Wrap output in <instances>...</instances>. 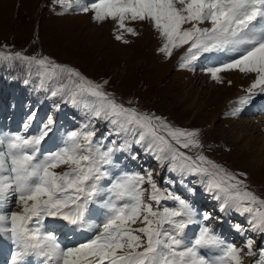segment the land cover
Listing matches in <instances>:
<instances>
[{"label": "snow or ice", "instance_id": "obj_1", "mask_svg": "<svg viewBox=\"0 0 264 264\" xmlns=\"http://www.w3.org/2000/svg\"><path fill=\"white\" fill-rule=\"evenodd\" d=\"M56 2L72 7L68 0ZM76 4L79 11L91 12L96 22L114 21L120 32L116 39L124 43L128 41L123 33L138 35L126 24L129 21L149 23L162 40L158 51L166 58L187 46L180 57L181 69L193 70L194 62L205 53L230 54L233 58L205 71L218 84L224 82L220 75L224 72L254 75L246 95L234 102L237 107L232 115L257 94H264V0H92L88 4L76 0ZM13 58L37 66L44 80L54 81L53 97L66 96L74 105L83 104L93 117L111 123L113 133L125 139L119 146L113 141L102 150L94 144L95 130L86 124L68 132L57 151L42 153L40 145L55 123L51 116L37 135L0 134V235L15 246L11 264H27L30 256L38 257L41 264H241L243 249L226 243L203 222L211 219L209 214L197 220L187 200L161 190L151 171L112 177L106 167L113 164L114 152L139 145L161 166L167 161L169 170L207 177L205 191L222 202V210L248 214L251 229L264 232V199L248 190L240 178L245 174L231 173L203 154L193 157L181 151L201 148L198 130L176 128L155 114L125 107L102 84L47 57L19 52L12 57L0 52V59ZM35 116V112L28 116L25 131ZM61 166L68 170L56 171ZM106 179L110 183L105 187L101 182ZM100 197L103 219L90 223L89 206ZM13 198L21 211H5ZM167 199L177 206L159 207ZM49 218L94 230L95 235L78 246L64 247L55 232L45 230ZM137 223L143 227H131ZM192 224H199V231L185 242V229ZM234 227L243 231L239 224ZM252 244L247 241L249 256L253 255ZM205 249L218 254L205 255Z\"/></svg>", "mask_w": 264, "mask_h": 264}, {"label": "rangeland", "instance_id": "obj_2", "mask_svg": "<svg viewBox=\"0 0 264 264\" xmlns=\"http://www.w3.org/2000/svg\"><path fill=\"white\" fill-rule=\"evenodd\" d=\"M74 4L75 2L72 7H66L57 3L56 0H0V46L6 45V48H9L12 53L5 56H12L20 52L23 56L28 57H47L57 64L78 70L94 83L102 84L103 90L125 107L155 114L166 119L176 128L198 130L201 148L181 149V151H185L187 155L193 157L203 154L231 173L245 174L240 178L244 180L248 190L264 199V105L257 106L255 109L248 108L249 111L244 109L237 115L231 114L235 108L234 102L239 97L246 95L245 89L252 80L244 79L247 75L241 74L239 71H229L220 74L223 83L218 84L213 81L205 70L213 67L210 62L214 60L213 56H217V53H205L197 60L200 62H194L193 70L190 72L187 69H181L179 68L180 57L184 54L187 46L174 50L173 55L166 58L163 53L158 51L162 40L152 26L147 22L129 21H126V24L129 27H134L138 35L123 33L124 39L128 41V43H124L122 40L116 39V35L120 32H118L115 22L112 23L110 20L96 22L92 19L91 12L79 11V7ZM3 50L2 48L0 51ZM227 60L225 55H221V59L219 58L221 63ZM10 61L11 59H0V68H4ZM18 61L20 60L18 59ZM23 64L25 68L23 67L20 72L11 70L5 75L2 74L3 71L0 72V123H12V119L18 112L24 120L19 121L20 127L17 130H14L13 127L11 130L24 135L21 129L27 122L28 116L35 112L34 120L39 122L35 135L39 133L41 125L51 116L55 121L52 128L57 126L63 140L68 132L79 130V127L88 124L96 133L93 138L94 144L101 147L102 150L112 146L113 141L117 146L124 143V137H118L113 133L114 126L111 123L93 117L83 104L74 105L66 96L53 97L51 91L57 86L56 83L44 80L42 70L37 66L29 65L26 62ZM230 73L238 74L239 78L234 79V76L230 78ZM29 76H34V84L29 83ZM18 78L22 79L18 82ZM26 79L27 88L23 86ZM228 81L231 83L229 84ZM211 83H213V87H211ZM34 85L37 92H34ZM45 96H50L53 99H41ZM253 99L262 100L264 94H257ZM58 100L62 101L64 107L79 119V121L75 120L73 125L65 126L63 133L60 131L57 119L63 115L67 120H71V115L68 114V111H62L57 106ZM36 121L31 123L28 128L31 132L35 129ZM17 124L18 122L15 123V127L18 126ZM0 134L10 135L5 129L2 132L0 130ZM48 140L50 147L54 144L62 147L59 137ZM50 147L48 148L50 151L46 153L55 152ZM124 152L135 156L141 163L145 161L137 174L146 175L148 171H151L153 180L161 190L170 191L187 200L195 213L198 212L195 217L197 220H202L203 215L207 213L211 217L218 216L223 220L226 219L224 222L215 219L219 224L226 225L230 221L235 223L234 225H241L243 231L239 232L233 226H229L237 233H232L226 243L235 244L233 243L234 236L241 235V244H235L243 249L241 264H264V232L251 229L248 223V214L241 215L230 208L222 210V202L216 200L213 194L205 191L204 182L207 177H202L199 174L181 173L178 170L172 171L169 170L167 164V179L163 178L161 163L136 144H132L123 151L114 152L113 163L115 159H119L121 164L127 168V155ZM66 170H68L67 166L56 169L58 172ZM114 174L112 173L111 176L120 175V173ZM173 182L180 183L183 188ZM101 183L106 187L110 181ZM144 187L149 192L151 191L149 185L145 184ZM183 191L185 194L192 193L194 197H200L201 200L196 199L203 204L202 207L199 203L200 208L197 210L198 203L195 202V198L184 195ZM147 196L148 192L145 193L146 199ZM102 199L103 197H100L97 203L90 205L94 213V223H100L103 219ZM16 206L13 198L5 211H19L16 210ZM176 206V201L167 199L162 200L159 207L172 208ZM154 207H156L155 204ZM200 212L203 215H200ZM51 221V225H45V230L55 232L58 241L67 247L69 244L72 245L73 240H75L74 246L79 245L83 239L86 242L89 240L86 236L95 233L94 230L86 228L88 234H83L82 238L77 239L74 233L69 230L70 228H65L62 224L57 223L64 221L53 219ZM203 222L209 227L213 226V232L215 231V221L210 219ZM56 224H58L59 232L48 226ZM194 225L195 227L189 225L185 229L186 231L191 227L193 232L188 237V242H190L189 238L195 237L199 231L200 225ZM131 227L135 229L143 227V225L137 223ZM84 231L83 229L81 233ZM184 237L185 232L182 238L184 239ZM7 239L6 237L4 240L5 250L7 255L10 254L12 257V246H10V240ZM248 240L253 241V255L251 256L246 254ZM237 241L239 240L237 239Z\"/></svg>", "mask_w": 264, "mask_h": 264}, {"label": "bare ground", "instance_id": "obj_3", "mask_svg": "<svg viewBox=\"0 0 264 264\" xmlns=\"http://www.w3.org/2000/svg\"><path fill=\"white\" fill-rule=\"evenodd\" d=\"M68 2L69 3H71V4H73V2H75V6H77L78 7V5L76 4V0H68ZM92 2V0H80V3L81 4H88V3H91ZM112 23H114V21H111ZM0 50H2V48H0ZM225 55L227 56V59H230V58H233L230 54H226L225 53ZM216 57V58H215ZM213 58H214V60H216V61H212V62H210L213 66H216L217 65V62H219V63H221V61H219V58L220 57H218V55L217 56H213ZM196 62H200V60L199 61H196ZM209 63V64H210ZM239 73V72H238ZM234 76V79H238L239 78V75L238 74H235V73H230V78H232ZM245 78H249V80H253L254 79V75H247V76H245L244 77V79ZM243 79V78H242ZM212 84V85H211ZM210 85H211V87H213V83H211ZM209 85V86H210ZM248 88V87H247ZM223 89V88H222ZM238 91H240V92H242L241 90H238ZM261 99V98H260ZM262 105H264V99H262V100H259L258 101V99H253V101L251 100L247 105H245L244 107H243V110L244 109H246L247 111H249L248 110V108H252V109H255V108H257V106H262ZM235 107H237V105L235 104L234 105ZM20 117H17L14 121H13V124H11V123H7V124H2L1 126H0V130H1V132H2V130L3 129H5V131L8 133V134H10V135H13V132H14V134H19V133H17V132H15L14 130H13V132H12V128L11 127H13V126H16L15 125V123L16 122H18V119H19ZM36 120H34L33 122H35ZM32 122V123H33ZM36 124H39V122L38 121H36ZM18 125V124H17ZM2 128V129H1ZM14 128V127H13ZM21 132H23L24 133V135L25 136H31V135H34L35 134V132H36V128L31 132V130H27V131H25L24 130V128H22L21 129ZM51 138H53V137H51ZM50 138V139H51ZM49 139V138H48ZM44 140L43 141V144H41L40 145V149H41V152H43L42 151V148H45V149H48L49 147H50V143H49V140ZM44 145V146H43ZM61 145L63 146V144L61 143ZM116 160V159H115ZM117 162H119V165H114V164H112V165H108V166H106L107 168H108V170H109V172H110V174H114V173H120V171H122L123 173H126L127 171H129V169H128V167L126 168L124 165H122L121 164V160H116ZM114 176H115V174H114ZM119 176V175H118ZM117 177V176H116ZM17 207H18V209H17ZM89 208H90V206H89ZM16 210H19V211H21V208H19V206L17 205L16 206ZM93 213H92V211L90 210V213H89V217H93ZM52 219L51 218H49V219H47L46 221H45V225L46 224H50L51 225V221ZM57 221V220H56ZM54 222V221H53ZM57 223H60V224H62L63 226H65V228L67 227V228H70L69 230H71L73 233H74V235H75V238H77V239H79V238H82L83 237V234L84 235H87L88 233L86 232V231H84V233H81L82 232V230L83 229H80V228H76V227H74V226H72V225H68L66 222H57ZM228 225L229 224H226V225H223V227L221 226V227H215L216 229H215V234L217 235V236H222L223 234H225V233H228V232H231L232 233V230L231 229H228ZM85 230V229H84ZM95 234V233H94ZM191 234H193V232H192V228L191 227H189L186 231H185V237H184V240H185V242H188V237L191 235ZM77 236H79V237H77ZM5 236H3V235H0V264H11V257H10V254L9 255H7V252H6V250H5V247H6V243H5ZM86 238H88V239H90V238H92V236L91 235H87L86 236ZM224 238H227V236H224ZM240 238V239H239ZM235 239H238L239 241H241V235L239 236H237V237H235ZM8 240V239H7ZM61 241V240H60ZM86 241V240H85ZM9 242V241H8ZM74 242H75V240H73L71 243H72V245L71 244H69L68 245V247H75L74 245ZM84 242V239L80 242V243H83ZM61 243V245L62 246H64V247H67L65 244H62V242H60ZM10 246H12V248H11V250H12V252L15 250V246L12 244V242L10 241ZM76 246H78L77 244H76ZM203 252L206 254V255H216V254H218V252H216L215 250H212L211 252L209 251V250H203ZM26 261H27V264H41V262H40V259L38 258V257H35V256H30V257H27L26 258Z\"/></svg>", "mask_w": 264, "mask_h": 264}]
</instances>
